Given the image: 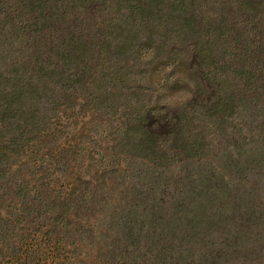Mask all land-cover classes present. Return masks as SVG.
Masks as SVG:
<instances>
[{"label": "trees", "instance_id": "trees-1", "mask_svg": "<svg viewBox=\"0 0 264 264\" xmlns=\"http://www.w3.org/2000/svg\"><path fill=\"white\" fill-rule=\"evenodd\" d=\"M139 58L190 64L163 129L115 104ZM78 100L115 104L90 163ZM263 169L264 0H0L6 264H259Z\"/></svg>", "mask_w": 264, "mask_h": 264}, {"label": "rangeland", "instance_id": "rangeland-1", "mask_svg": "<svg viewBox=\"0 0 264 264\" xmlns=\"http://www.w3.org/2000/svg\"><path fill=\"white\" fill-rule=\"evenodd\" d=\"M136 55H140V51L143 49V45L136 46ZM152 59L149 58H139L137 64L134 68L130 69L133 71L131 74H127V77L124 82H120L118 85L121 89V93L125 96L116 100L117 105L123 106L128 102L136 104L134 100H130V97L133 99L141 98V100H157V108L155 112H142L139 118L134 119V124H145L151 129L153 125V116L157 117L158 115H163L167 112L170 113L174 109H185L188 101L193 97V90L195 88V81L192 76L187 74L186 66L190 64H185L174 70H171L169 66L162 65L161 63L155 65L151 62ZM193 61H191L192 65ZM118 67L122 68V64ZM140 100V101H141ZM114 103L104 102L103 110L104 116L95 115L93 112V105L91 100L83 102L82 100L77 101V105L71 113L70 122L73 124V131L75 134L81 133V131L86 134L84 143L80 146L82 149L87 150L90 153L86 158L88 159L86 163H90L89 159L91 158L94 161L96 155V147L100 143H105L104 139V126L105 121L109 117L108 114L113 113L115 108ZM110 107H112L110 109ZM107 111H106V110ZM109 112V113H107ZM105 118V120H104ZM135 118V115H133ZM158 129H163L162 126L158 125ZM105 146V144H103ZM264 173V169L263 172ZM261 183L264 186V176L261 179ZM264 202V196L261 197ZM0 264H6L8 261V252L6 248L0 249ZM260 263L264 264V248L260 252ZM259 263V264H260Z\"/></svg>", "mask_w": 264, "mask_h": 264}]
</instances>
